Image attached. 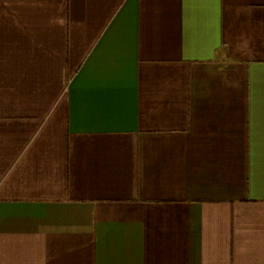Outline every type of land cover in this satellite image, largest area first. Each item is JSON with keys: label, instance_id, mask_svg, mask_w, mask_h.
<instances>
[{"label": "crops", "instance_id": "obj_1", "mask_svg": "<svg viewBox=\"0 0 264 264\" xmlns=\"http://www.w3.org/2000/svg\"><path fill=\"white\" fill-rule=\"evenodd\" d=\"M0 264H264V0H0Z\"/></svg>", "mask_w": 264, "mask_h": 264}]
</instances>
